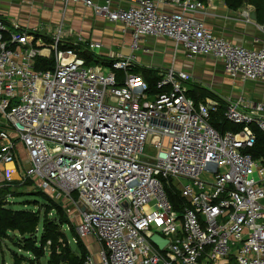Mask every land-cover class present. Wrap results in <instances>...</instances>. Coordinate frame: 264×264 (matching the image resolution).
I'll return each instance as SVG.
<instances>
[{"label":"built area","instance_id":"built-area-1","mask_svg":"<svg viewBox=\"0 0 264 264\" xmlns=\"http://www.w3.org/2000/svg\"><path fill=\"white\" fill-rule=\"evenodd\" d=\"M54 1L63 14L78 4L121 24L132 50L142 37H163L188 56L221 60L232 80L264 85V48L215 35L198 16L201 0ZM242 16L251 21L249 11ZM257 27L264 33V22ZM40 32L0 18V181H28L66 204L71 220L76 212V231L95 237L99 264H264V157L248 152L252 127L264 134V102L223 99L224 120L240 129L219 132L210 123L219 101L188 97L186 72H160L149 98L147 82L131 72L134 55L87 65L58 48L70 31L59 27L48 44ZM51 53L53 69H37ZM168 183L186 202L179 210ZM83 264H95L90 254Z\"/></svg>","mask_w":264,"mask_h":264},{"label":"crops","instance_id":"crops-1","mask_svg":"<svg viewBox=\"0 0 264 264\" xmlns=\"http://www.w3.org/2000/svg\"><path fill=\"white\" fill-rule=\"evenodd\" d=\"M43 1L55 2L54 0H0V18L5 19L7 23L14 21L20 28L41 29L40 38L44 44H48L44 38H52L54 29L57 26V21L61 16L59 13L60 9L62 11L63 8L61 3L56 2L58 3L57 12L51 14V18L48 20V25L43 27H37L36 24L39 22V17L37 14H34V11L32 12L35 17L34 19L31 18L33 15L30 13L29 17L21 15V21L19 22L16 20V13L14 14L12 11L13 9L10 8L11 5H22L27 6L28 8H34V4ZM94 1L102 2L103 0ZM112 1L113 6L119 5L120 7H126L128 4V0ZM201 1L203 2L204 9L203 13L198 14V16L204 20L207 27L210 28L215 35L247 48H264V33L257 27L258 24L264 22V13H257L248 1H244L243 5L237 9L229 8L224 0ZM68 7L74 8L75 14L63 17L68 11ZM68 7L65 13H62L63 15L60 17V22L56 29L58 30L59 27L63 29L65 21H70L74 24L73 28H75V30L71 27L64 30V33L68 31H70V33H67L62 39L63 43L69 41L68 43L87 46L89 48V44L94 43L90 41L91 36H95L96 38H99L100 36L99 39L101 41H97L100 44V53L98 54L96 50L93 51L89 48L93 53L105 56L106 58H110V53L120 54L122 56L134 55L137 66L155 70L157 75L170 67L175 70H182L190 75L189 86L191 84L199 85L212 91L221 99H231V101H234L242 98L244 101L248 102H264V85L261 82H240L228 78L223 72L221 60L208 55L188 56L180 45H176L174 42L163 37H142L139 43V48L137 50H132L130 47V33L128 31H123L121 24L113 23L104 17L97 16L90 8L78 4H70ZM251 7H253L252 11L250 10ZM37 9H39V7H37ZM166 9L170 10L174 9V7H167ZM245 10L250 12V22H245L242 16V12ZM251 12H253L252 15L254 18L251 17ZM20 13L18 11V14ZM107 26H114L119 32H109ZM150 97L151 96H149V98ZM17 151L20 162L25 164L26 155L20 145L18 146ZM20 152L23 155V159L19 155ZM88 236L98 245L92 234ZM84 243L86 244V241H84ZM1 251H3V249L0 247V254ZM8 254L11 257V254Z\"/></svg>","mask_w":264,"mask_h":264},{"label":"trees","instance_id":"trees-1","mask_svg":"<svg viewBox=\"0 0 264 264\" xmlns=\"http://www.w3.org/2000/svg\"><path fill=\"white\" fill-rule=\"evenodd\" d=\"M229 8L237 9L243 5L244 0H224ZM252 5L257 13H264L263 0H247ZM40 35L39 33H35ZM46 43H50L51 39L44 38ZM59 49H72L80 58L84 59L87 65L91 63L102 64L110 67L113 59L98 55L89 50L87 46H80L78 44L63 43L59 44ZM54 57L51 53L49 58H37L36 68L40 70H52L54 67ZM131 72L140 73L148 84V96H153L158 93L156 82L159 75L155 70L139 67L135 65ZM121 75V72L118 73ZM188 97L192 98L196 103L205 97H211L219 101V108L213 114L210 123L219 132L230 130L237 132L240 126L227 122L223 118V110L226 102L217 96L212 91L203 88L196 84H191L187 91ZM150 97V98H151ZM256 136L255 144L248 149V152L254 159L264 157V134L255 127H252ZM18 181H11L3 183L0 187V239L9 236V232L13 233L11 243L13 246L30 256H23L11 250L12 264H21L27 262L28 264H41L40 259L46 258V264H83L88 251L85 245L74 233L72 225L70 224L65 212L61 209L59 204H56L46 194L40 191H32V196L35 198H42L44 201L43 210H23L12 209L9 207V202L6 200L7 194H12V188L16 186ZM29 184L24 182L23 185ZM30 185V184H29ZM168 195L169 201L175 209L179 210L186 202L180 197L178 190L170 183L164 185ZM53 211L55 216H49ZM67 226L69 232L72 234L76 242L78 253H74L70 248L68 238L64 233L62 227Z\"/></svg>","mask_w":264,"mask_h":264},{"label":"rangeland","instance_id":"rangeland-1","mask_svg":"<svg viewBox=\"0 0 264 264\" xmlns=\"http://www.w3.org/2000/svg\"><path fill=\"white\" fill-rule=\"evenodd\" d=\"M57 4L58 3L53 2V1H50V2L43 1L41 3L34 4V8L33 7L28 8L27 6H22V5H16V6L11 5L10 8L13 9L12 11L14 14L16 13V20L19 22L21 21L20 20L21 15H25L26 17H29V15L31 13V15H33V16H31V18L34 19L35 18L34 14L35 15L37 14L39 17V22H37L36 25H37V27H39V26L43 27L45 25H48V23H49L48 20L51 18V14L53 12H57V6H58ZM37 7H39V9H37ZM0 10H1V8H0ZM18 11H19V13L20 12L21 13L18 14ZM33 11H34V14H32ZM59 13L61 16L63 15L62 14L63 12L61 11V9H60ZM73 14H75L74 8L68 7V11L63 15V17L72 16ZM42 17H46V18H42ZM60 17H59V20H60ZM59 20L57 21V26L60 22ZM73 26H74V24H72L70 21L69 22L65 21L62 30L64 31V30H66V28L68 29V27H71L72 29L75 30V28H73ZM56 27L54 29L53 35L57 32ZM107 30L109 32H112V33L119 32L118 29L114 26H107ZM99 38H100V36H99ZM99 38H96L95 36L94 37L91 36L90 41L100 42L101 40ZM85 41H87V40H85ZM68 42H66V43H68ZM96 52L98 54L100 53L99 48L96 49ZM228 98H230V97H228ZM229 100L231 101V99H229ZM253 101H255V100H253ZM257 102H259V101H257ZM144 153H145V155H152L154 152H153V149L148 150L147 148H145ZM19 155L23 159V155L21 152ZM207 175H209V174H207ZM207 175H204V176H207ZM15 181H17V180H15ZM26 182H28V181H26ZM23 183L24 182H22V183L19 182L16 186H14L12 188L13 193L6 195V200L9 202V207L12 209L39 210L41 213L43 210V206L45 204L43 199L42 198H35L34 196H32L31 194H32L33 190L31 188V186L29 184L23 185ZM1 186H3V181H0V187ZM55 203L59 204L61 206V209L65 212L66 217L68 218L70 224L72 225L74 233L77 235L79 240L82 241V243L85 245V247L87 246L86 247V248H88L87 251H89L88 254L91 255L95 264H98V259H97L98 245L89 236H87L86 239H85V237L79 236V234L76 231V225L78 223V218L76 216V212L73 213V215L71 217L72 220H71L69 218L68 214L66 213V210H65V208H67L66 204H62L60 202H55ZM49 216H51V217L55 216L54 212L51 211L49 213ZM62 229L68 238L70 248L73 250L74 253L77 254L78 249L76 247V242H75V239L73 238L72 234L69 232V228L67 226H63ZM12 236H13V233L9 232L8 237L0 239V247H1V249H3V251H1V254H0V264H12V259L8 254V253L11 254V250H14L17 254H22L23 256H27L28 258H32V256H30L29 254L15 248L13 246V244L11 243ZM84 241H86V244L84 243ZM40 263L46 264V258L40 259ZM21 264H28V263L25 261V262H22Z\"/></svg>","mask_w":264,"mask_h":264},{"label":"water","instance_id":"water-1","mask_svg":"<svg viewBox=\"0 0 264 264\" xmlns=\"http://www.w3.org/2000/svg\"><path fill=\"white\" fill-rule=\"evenodd\" d=\"M244 1L246 2L247 0H244ZM250 10L252 11V10H253V7H251ZM252 13H253V12H251V15H252ZM251 17L254 18L253 15H252ZM151 240L154 241L156 244H158L159 247H162L163 244H164V242L159 241V238H158L156 235H153V236L151 237Z\"/></svg>","mask_w":264,"mask_h":264},{"label":"bare ground","instance_id":"bare-ground-1","mask_svg":"<svg viewBox=\"0 0 264 264\" xmlns=\"http://www.w3.org/2000/svg\"><path fill=\"white\" fill-rule=\"evenodd\" d=\"M8 177H10V178H16L17 177V174L15 173V172H12V167L9 165L8 166Z\"/></svg>","mask_w":264,"mask_h":264}]
</instances>
